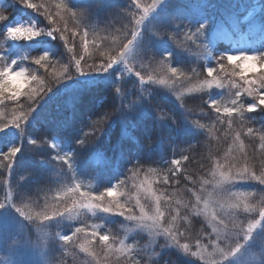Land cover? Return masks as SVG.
Listing matches in <instances>:
<instances>
[{
	"label": "trees",
	"instance_id": "obj_1",
	"mask_svg": "<svg viewBox=\"0 0 264 264\" xmlns=\"http://www.w3.org/2000/svg\"><path fill=\"white\" fill-rule=\"evenodd\" d=\"M199 1L170 0L162 5L159 4L155 8L156 11L150 13L145 19L143 25L147 35L151 37V41L147 44L146 55L163 56L171 53L172 66L187 72V76L170 79L171 73L166 69L162 70L165 79L174 83L173 89L183 91L179 94L168 91L170 87L148 82V79L146 83L141 82L139 77H136V83L133 85L131 75H122L118 78V70L114 67L91 82L81 78L78 72L59 83L55 80V76L62 71L63 64L69 65L70 71H75L71 68L74 61L71 59L72 54L68 52V48H73L76 58L83 57L81 64L85 70H87V64L103 62L106 54H111L122 41L127 42L131 39L135 25L134 22L129 23L131 19L129 13H136L138 18L144 7L151 8L153 0H140L139 8L134 7V0H64L74 10L87 11L86 23L90 25L87 51L84 50L81 38L72 37L70 32L65 33L68 37L67 43L62 39L44 37L32 40L10 39L5 35L7 26L18 14L27 19H36L44 35L51 26L44 15L20 3L19 0H2V4L0 0V8H4L8 13L7 21L0 24V51L10 55L18 54V63H23L29 69L28 75L41 76L52 87L50 91L37 97L38 103L24 124L23 132L16 128L24 140L22 143L14 141L11 131H8L10 136L5 138L4 132L7 133L11 126L0 132V153L7 152L11 147L21 146V152L17 155L12 167L16 170L14 173L18 176L17 179H23L16 191L18 199L23 195V200L29 199L28 201L34 205L46 204L48 201L55 202L67 187L75 186L77 183L81 185V191L98 195L113 183L117 185L120 180H124L125 185L117 188L116 194L125 192L126 195H119L121 201L127 202L126 207L133 206L136 191L133 184L136 178L130 179L129 172L133 164L139 161L142 164H151L153 168H166L173 158H179L180 151H188L199 163L188 164L181 171L191 176L195 183L181 176L179 185L173 181H170L169 185H164L160 182L161 173L147 172L149 165H144L139 175L141 173L146 176L152 175L158 195L162 191L165 196L175 192L170 202L166 203L162 200L161 205L176 206L181 203L182 212L185 209L183 217H188L190 221H200L197 229L202 228L207 231L210 227L212 228V223H207L206 213L194 214L192 206L196 202L194 197L200 191L213 189L217 185L211 175V172L216 170L217 163L222 170H230L233 164L238 167L247 164L258 174L264 170V154L259 148L258 135L248 136L246 128L241 130V122L236 119V113L232 114V126L229 128L227 121L230 117L224 113L225 107L232 106L231 101L235 98L237 91L241 92L240 100L251 102L252 97H248L244 89L259 86V77L264 74V68L252 71L245 76H238L239 82L236 87L239 89L226 90L228 93H224L225 96L213 87L193 91L190 89H198L206 77L203 63L208 62L211 66H216V58L221 56L223 50L232 47L233 39H238L241 32L248 34L252 43L258 47V53H264V8L251 21H246L241 19L240 14L235 13L232 7L233 11L225 19L219 11L220 7L216 9L213 7L216 5L215 0H212L214 5L212 3L205 5L204 13L194 7L199 4ZM32 2L43 3L53 16L57 11L65 15L63 9L57 8L60 0H32ZM237 3L239 4L240 1ZM262 5L264 7V0ZM65 19L68 17L65 16ZM76 23L77 21L68 19V28L73 29ZM201 24L206 25L203 42L208 44L211 55L206 53L201 57L195 46L188 52L178 48L171 38L167 36L160 38L155 35L158 30L164 28L180 32L185 25L196 28ZM57 26L63 27V22L59 19H57ZM178 39L183 40V34ZM210 41H214L213 45H209ZM49 45L52 47L47 50ZM44 54H47L52 61L47 68H41L34 63L35 58ZM3 65L5 66L4 59ZM194 68L200 73L199 76L191 72ZM90 73L97 74V72ZM246 81L252 83H246ZM36 87L38 85L30 81L19 92L16 100L5 98L4 103L0 104V110L4 113L0 119H11L13 110L19 111V105L27 111L32 101L26 93ZM117 87L120 88V92L116 91ZM186 87L189 90L184 93ZM5 95L6 97L11 95L10 91L6 90ZM223 98L227 100L224 101ZM206 100H219L221 111L217 113L215 109L210 108V105L205 103ZM157 107L168 113L169 117L161 119L156 111ZM117 108L119 111H115L106 123L100 121L98 124H93L94 120H100L105 113ZM186 110H191L193 114ZM248 115L254 119L256 129L264 126V113ZM193 120H199L207 125V128L197 127ZM101 128L103 131L98 130ZM236 131H241L240 140L244 142L243 152L239 149L240 141L235 139ZM27 134L33 136V140H37L38 143L46 142L38 146L28 144ZM81 139H85L88 144L82 146ZM52 145L56 147L53 148ZM190 145L193 146L192 149H189ZM58 153L72 154V168L62 166L61 162L55 159ZM244 154H247L246 157ZM9 176L10 174L5 173L0 166V201L4 197L7 182L13 183L8 180ZM206 180L211 183L205 184ZM244 182L251 184L254 190L264 191V185L254 181ZM188 190L189 194L193 195L191 198L190 195L186 196L185 191ZM250 203L264 206L260 201L252 198ZM112 224L113 221L104 216L103 212L92 213L86 210L73 220L66 221L62 218L56 220L50 226L51 232L46 244L51 263L131 264V261L124 258L111 259L119 252L116 245L119 242L117 238L121 236V232L113 231ZM77 227L84 228L85 232L73 236L71 242H65L56 236L61 232L71 235ZM94 232L100 235L108 233L110 238L105 244L99 240L98 236H92ZM84 234L91 240V243L86 244L89 249L87 252L81 251L77 246V244L85 243L86 240L82 239ZM112 241L115 247L111 245ZM129 242L138 244L136 239H129ZM108 246H111L112 251H108ZM91 252H94L95 256L90 255ZM164 255L167 259L162 256L159 259L161 264H194L189 263L182 255L175 259L176 253L172 256L165 251Z\"/></svg>",
	"mask_w": 264,
	"mask_h": 264
},
{
	"label": "snow or ice",
	"instance_id": "obj_2",
	"mask_svg": "<svg viewBox=\"0 0 264 264\" xmlns=\"http://www.w3.org/2000/svg\"><path fill=\"white\" fill-rule=\"evenodd\" d=\"M20 3L26 5L29 8H32L40 14L44 15L47 20L49 21L50 28L47 31V35L52 36L53 38L62 39L65 43L68 42V37L65 35L66 32H70L72 37L79 36L84 46V50L87 51L88 49V37H89V29L90 25L86 23L87 18V11L80 10V9H72L69 7L68 3H65L64 0H60V3L57 5L58 9H63L65 15H61L59 11L55 13V16L51 12L45 8L44 4H36L33 3L32 0H19ZM163 0H153L151 8L144 7L142 11L139 13L138 18L136 13H129L131 19L129 23H133L135 25V30L131 33V39H128L127 42H121L118 47H116L111 54H106V59L99 64H87V70L82 67L81 58H76V54L73 48H68V52L72 54L71 59L74 61V64L71 65V68H74V72L70 71V66L63 64L62 71L55 76V80L59 83L63 79L71 78L76 72L80 73L81 75L88 74L90 72H107L109 69L113 67L117 62L123 61L127 66L129 63H135L137 61L143 62L147 61L149 65L155 63L159 65L161 68L166 69L168 72L171 73V78H175L177 76H187V72L184 69L173 67L170 57L171 53H166L163 56H157L155 54H150L149 58L145 59L144 56L140 53H137L135 61L129 59V56L132 52V48L134 46L137 37L141 35L142 26L144 25L145 19L149 16V14L162 3ZM134 7H140V0H134L133 2ZM43 9V12L41 10ZM65 16L68 19H73L77 21L74 25L73 29L68 28V19H65ZM8 19V13L5 11L4 8H0V24H3ZM57 19L63 22V27L57 26ZM179 27V25H177ZM206 29V25L201 24L199 27L193 28L191 25H185L184 29L180 32L172 31L167 28L162 30H158L155 35L157 37H169L175 43V45L183 50L190 52L192 47L195 46L196 49L199 50V55L202 57L204 54L211 55V49L209 48L208 44L203 42L204 32ZM117 31H120L117 29ZM43 30L35 27V25H16L13 27H9L5 33L7 37L10 39L18 40V39H26L32 40L42 34ZM183 34V40L178 39L179 36ZM3 57L0 56V104L4 103L5 98L9 100H16L17 96L19 95L20 88L19 86L15 87V91L12 92L11 95L6 97V90L12 91L14 82L17 78H24L25 81L31 80L34 81L38 87L33 88L30 92L26 93L28 95L29 100L32 103L29 104L27 111L23 109L22 105H19V111L13 110V114L11 119H0V132L5 131L10 126H14L17 129H20L23 132V126L29 119L31 112H33L36 108V104L38 103L37 97H41V94H45L52 89L45 79L41 76L36 75H27L30 73L29 69L27 68H19L18 71H13L12 65L4 66L3 65ZM34 63L41 68H47L48 65L52 64L49 56L47 54L41 55L35 58ZM59 63V62H56ZM259 64L261 68H264V53H257V54H248V53H240V54H225L221 55L216 58V66L215 67H208L206 70V77L203 79L202 83L199 85L198 89H190L193 90H202L204 88H211L214 84L217 87L223 86V80L220 78V73L223 72L225 76H228L229 73L225 71L227 68L231 67V75H239L241 72L245 70H251ZM237 70H240L239 72ZM194 75L199 76L200 73L194 68L191 71ZM141 82H145V75L141 73V71H136L135 73ZM215 74V75H214ZM191 79V77H188ZM148 82H152L158 85H167L168 81L156 77L153 78L152 75L148 74ZM246 83H252L251 81H246ZM264 74L259 77V86L258 87H250L245 88L244 92L247 93L248 97H252L251 102L242 101L240 100L241 92L237 91L235 93V98L231 101V107H225L224 113L227 114L230 119L227 121L229 128L232 126V114L236 113V119L241 122V130L246 128V134L248 136L258 135L259 137V148L261 153L264 154V126H261L260 129L255 128V122L253 118L249 117V113H264ZM117 92H120V88L117 87ZM177 99H180L177 97ZM205 103L210 105V108L215 109L217 113L221 111L220 109V101L219 100H206ZM115 111H119V108L109 111L105 113L100 120H94L93 124H98L100 121L107 122L111 119L112 115H114ZM161 119L168 118L169 114L163 112L158 107L156 108ZM189 113H192L191 110H186ZM193 114V113H192ZM4 113L0 110V116H3ZM193 123L199 127L206 129L207 125L202 124L199 120H193ZM99 131H103V129H98ZM95 135V133H93ZM241 131L235 132V139L240 141L239 149L243 152L244 142L240 140ZM46 141H40L38 143L37 140H31L30 143L32 145H40L45 143ZM151 143V142H150ZM80 144L83 146L88 144L85 139L80 140ZM52 147H56V145H52ZM193 146L190 145L189 149H192ZM34 151L35 149H31ZM194 150V149H193ZM21 152V146H14L11 147L7 152L0 153V166H2L5 173H9L15 164L17 155ZM245 157L247 154H244ZM177 156V155H176ZM175 157V156H174ZM179 158H173L166 168H153L151 164H142L137 161L133 166L129 169L131 173L130 179H134L139 176L140 170L144 165H149L147 172L148 173H161L160 182L164 185H169L170 181H173L176 185L181 183L180 177L183 176L184 179L188 181H192V177L189 175H185L184 172L181 170L186 168L188 164H197L199 163L196 160L194 155H191L188 151H180L178 154ZM55 159L61 162V165H66L68 168H72V154L65 153L64 155L57 154ZM185 162V163H182ZM166 173V174H163ZM211 175L215 182L218 185H228L230 186L227 190L228 196L227 200H235L237 197L247 200V198H252L253 200L260 201L262 205H264V191L262 190H249V191H237L232 192L231 188L235 187V185L239 182L244 181H254L259 185H264V170H262L259 174L254 168H250L247 164L243 166H236L235 164L231 165L230 170H222L220 165L217 163L216 170L211 172ZM195 183V181H192ZM205 184L211 183V181H204ZM125 185L124 180H120L119 183L114 187L106 188L105 190L99 192L98 195H94L91 192H80L81 185L79 183L75 184L74 187L67 188L65 195L69 193L77 194L75 197L69 196L70 204L65 203L63 209L57 208L51 215L47 212L44 213H36L37 219H42V221L49 222L55 218L67 216L71 218L75 214H79L81 210H86L89 212L94 213L96 210H102L106 213H113L124 216L129 221L136 222L139 226L145 227L152 232L154 236H165L171 242L178 245L185 253H190L191 256L199 258L204 264H208V260L206 259L205 252L206 246L201 245L200 241L198 240L195 245V250L190 248L188 243H181L180 233L178 230L174 231L171 226L165 227L164 226V217L165 212L161 208V201L164 200L166 203L170 202L175 195V192L172 194L165 196L164 192L162 191L160 195H156L155 192H152L151 186L146 185L143 182L139 185L140 188H144L146 192L151 193L154 198L155 202V211L153 214L149 215L145 211V207L141 204L140 199L137 198L135 205L127 206V202H122L118 198H113L105 202L106 197H114V193L116 192L117 188H121ZM137 185L133 184V188H136ZM119 195L124 196L126 195L125 192L121 191ZM21 202L23 201V195L21 196ZM202 200L201 195H196L195 197V204H193V211L199 215L200 212L198 211L200 202ZM11 203L12 207L15 208L16 212L19 213L21 216L25 217L28 220H32L31 215H27L21 206H18L16 202L11 200L9 197H6L3 201H0V209H4L7 204ZM221 208L225 207V204L218 205ZM232 210H240L241 203L239 200L235 203H229L227 205ZM133 207L139 208V214L137 215L133 212ZM204 209L207 211L209 209V202H204ZM243 210L245 212H253L255 211L257 215H252L247 223V228L243 233V241L247 242L253 239V233L255 230L264 224V207L256 208L254 204L244 203ZM232 213H227V216H231ZM258 216V218H257ZM173 220L176 219L175 216L172 217ZM211 222H212V232L215 233V239L209 237L210 243L213 247V252L209 253L208 255L213 257L212 264H222L223 261L227 260L228 257L234 256L238 253L241 248L243 247L242 243H235L234 246H228L227 250L224 246H221V232L218 228H223L225 231L223 232V239H228V229H229V222L226 219L221 218L217 219V214L213 210L211 214ZM43 226V225H41ZM85 229L82 227L75 228L74 232L71 235L62 236L61 239L65 242H71L73 240V236L78 234L84 233ZM93 237L98 236L99 240L104 242L105 244L109 240V235H100L97 232L92 233ZM91 243L90 239H86L84 244H81L80 247L84 251H89L86 247V244ZM140 247V246H139ZM137 248H134L132 244H125L124 241H120V248L118 249L124 255H128L131 253V264H148L146 261H142L138 258L141 254L136 251ZM108 251H112L111 246H108ZM90 255L95 256L94 252H91Z\"/></svg>",
	"mask_w": 264,
	"mask_h": 264
},
{
	"label": "rangeland",
	"instance_id": "obj_3",
	"mask_svg": "<svg viewBox=\"0 0 264 264\" xmlns=\"http://www.w3.org/2000/svg\"><path fill=\"white\" fill-rule=\"evenodd\" d=\"M170 0H163L160 5L163 3H167ZM237 1H240L238 4ZM216 5L215 7H220L219 11L226 19L228 15L233 11L235 13H239L241 17L244 20L251 21L255 15H257L261 9H263L262 0H215ZM208 3H212V0H200L199 4H196V9H200L202 13H204L205 5ZM212 5H214L212 3ZM235 6V7H234ZM233 7V9H232ZM199 10V11H200ZM264 10V9H263ZM156 9H154L151 13L155 12ZM201 14V12H198ZM264 13V12H263ZM35 25V27L42 29L37 24V20L34 18H25L21 15H18L16 19L10 24L9 27H13L16 25ZM222 33H224L222 31ZM229 33V32H228ZM227 35V33H225ZM44 34H42L36 38L42 37ZM223 36V35H222ZM46 38H53L52 36L45 35ZM151 41V37L147 35V31L145 30V27L142 26L141 35L137 37V40L134 43V46L132 48V52L129 56V59L132 61H135L137 53H140L144 56L145 59L149 58L146 54L147 44ZM214 41H210L209 45H213ZM51 45L47 47V50L51 49ZM240 53H248V54H257L258 53V47L252 43V40L249 39L247 34L241 33L239 35V39H233V46L222 51L221 55L225 54H240ZM0 56L5 58V66L12 65L13 62H15V65L13 66V71H18L19 68H25V66L22 63H17L19 59L18 54L10 55L9 53H2L0 52ZM203 65L206 67H213L210 65V63H203ZM113 67H117L119 75H131L132 79L134 81L133 85L136 83V77H138L135 73L136 71H141L143 75H145V83L146 79H148V74L152 75L155 79L156 77H160L165 79L163 76V68H161L159 65L153 63L151 65L148 64L147 61H137L135 63H129L127 66L123 61L117 62ZM215 67V66H214ZM258 69H261L260 65L257 64L254 69L251 70H245L241 72L239 75L232 76L230 73L232 71L231 67L227 68L225 71L229 73L228 76H225L223 72L220 73V78L223 80V86L217 87L215 84L212 86L214 89L220 91L224 96V93H228L226 90H235L239 89L236 87L237 83L239 82L238 76H245L249 74L252 71H256ZM151 71V72H148ZM240 71V70H239ZM238 71V72H239ZM105 72H97V74L88 73L85 75H81L83 79H86L87 81H93L97 79L99 76L104 74ZM28 75V74H27ZM215 75V74H214ZM166 80V79H165ZM29 80L25 81L24 78H17V80L14 82L13 89L10 91L12 94L13 91H15V87L19 86L20 90L21 88L28 83ZM165 87H170L168 91L172 93H183L182 90H179L177 88L173 89L175 87L173 82H170L168 80L167 85H164ZM189 90L188 87L185 88L184 93H186ZM224 101H226V98H223ZM8 131H11V136L13 135L14 138H16L15 142H23V138L21 136V133L19 130H16V127L11 126L10 129L7 130V133L4 132L5 138L10 136V133ZM33 140L32 136L29 134L26 135V141L28 144H31L30 141ZM14 142V141H13ZM54 142V141H53ZM29 148V147H28ZM18 170V169H17ZM16 170L11 169L10 176L7 177L8 180L13 181V183L7 182V185L5 187L6 191L4 194V197L1 201H3L6 197H9L11 200L16 202L18 206H21L23 211L27 215L32 216V220H28L25 217L21 216L19 213L16 212L15 208L12 207L11 203L7 204L4 209H0V264H52L49 257H48V251H47V242L49 239V234L51 232L50 226L53 222H55L58 219H64L66 221L73 220L76 218L82 211L79 212V214L73 215L71 218H68L67 216L55 218L49 222L42 221V219H37L36 213H44L47 212L49 215H51L54 211H56L57 208L63 209L65 203L70 204L69 196L75 197L77 194L69 193L65 195L67 191V187L65 189V192L62 195H59L58 200L55 202L48 201L46 204H40V205H34L32 202H29L27 200H23L21 202V199L17 198L16 191L20 187V183L23 181V179L18 180V176L16 173H14ZM14 175V176H13ZM7 180V181H8ZM154 178L152 175L146 176L143 173L136 177V180H134V183L137 185L135 195H134V202H136V199L139 198L141 204L145 207V211L151 215L155 211V202L154 198L151 195V193L146 192L144 188H140L139 185L141 182H143L146 185L151 186L152 192H155L156 195H158V191L156 188V185L153 184ZM17 183V184H16ZM115 187V184H112L110 187ZM74 187V186H70ZM229 186L227 185H216L213 189H204L200 191L197 195L202 196V200L200 202L198 211L202 213H206L207 215V223L210 224L211 222V214L214 210L217 214V219L224 218L226 221L229 222V229L228 231V239H223V232L225 231L223 228H218V230L221 232L222 239L220 241L221 246H224L227 250L228 246H234L235 243L239 242L243 244V247L241 250L236 253L234 256L228 257L227 260L223 261L222 264H264V224H262L260 227H258L255 232L253 233V239L250 241H243V233L247 228V223L249 218L252 215H257L255 211L249 213L245 212L243 210L244 203H250V198H247V200L241 199L237 197L235 200H227L228 196V190ZM254 190L253 188H244L241 187V185H235V187L231 188L232 192H243V191H249ZM83 193L84 191H81ZM186 196L190 195L189 190L185 191ZM95 195V194H94ZM193 195H190V198ZM113 198L120 199V196L114 193V197H106L105 202L108 200H111ZM195 198V197H194ZM121 200V199H120ZM239 200L241 203V209L240 210H232L227 205L229 203H235ZM209 202V209L205 211L204 209V202ZM219 204H225L224 208L219 207ZM182 204L179 203L176 206L174 204H169L168 206L161 205L162 210L165 212L164 217V226L168 227L171 226L174 231L178 230L180 233V236L178 237L181 241V243H188L190 248L195 250L196 242L199 240L201 245L206 246V252L205 256L208 260V264H212L213 257L208 255L209 253L213 252V247L210 243L209 237L211 236L212 239H215V233H212V228L210 227L207 231L202 230V228H199V222L190 221L188 217L184 216V210L182 212ZM256 208L264 207L260 205H255ZM181 207V208H180ZM103 212V215L108 217L109 220L113 221L112 226L114 227L113 231L121 232V236L117 238L119 241L116 245V249L118 250L120 248V241H124L125 244H131L129 242V239L131 240H137L138 244H132L134 248H137L136 251L140 253L141 255L138 257L142 261L148 262V264H161L159 259L163 256L167 259V256L164 255L165 251L167 253H170L172 256L174 253V258H178L180 255H182L183 258H185L189 263L194 264H204L203 261H201L197 257L191 256L190 253H185L183 249H181L178 245L171 242L167 237L159 235L154 236L152 232H150L149 229L145 227L139 226L134 221L127 220L126 217L113 214V213H106L102 210H96L94 213ZM133 212H135L137 215L139 214V208L136 207L133 209ZM227 213H232L231 216H227ZM196 214V213H194ZM175 216L176 219L173 220L172 217ZM258 218V216H257ZM43 225V226H41ZM205 225V224H204ZM107 235H109L107 233ZM57 238L62 240V236H66L65 232L57 233ZM133 237V239H132ZM110 238V235H109ZM82 239L86 240L89 239L88 235L84 234L82 236ZM84 244V243H83ZM81 244H77L78 248L81 251H84L80 247ZM111 245L115 247L113 244V241L111 242ZM140 246V247H139ZM131 253L127 255V257L122 254L121 252H117L115 254L114 258H111L112 260H117L116 258L121 259H127L131 261Z\"/></svg>",
	"mask_w": 264,
	"mask_h": 264
}]
</instances>
